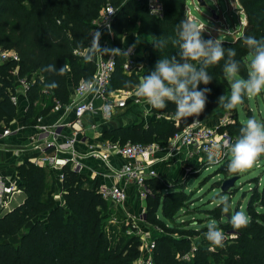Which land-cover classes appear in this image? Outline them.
Masks as SVG:
<instances>
[{
  "label": "trees",
  "instance_id": "trees-1",
  "mask_svg": "<svg viewBox=\"0 0 264 264\" xmlns=\"http://www.w3.org/2000/svg\"><path fill=\"white\" fill-rule=\"evenodd\" d=\"M146 1L0 0V47L13 51L18 58L0 65V132L9 127L17 116L18 106L11 102V96L17 97V82L28 83L23 125H34L55 105L69 104L70 82L75 87L81 80L93 77L95 63L86 60L83 52L90 40L93 21L107 4L116 8L111 26L114 47L122 48L121 35L131 30L147 38L136 40L143 52L137 58L143 66L139 74L124 73L122 64L125 55H116L108 92L134 90L133 84L151 70L159 57L176 55L179 51L176 25L185 19L186 0H160L164 10L162 18L149 13ZM237 1L246 24L233 39L220 41L225 50L229 47L236 49L235 58L241 65L240 75L246 76L250 58L242 37L248 34L258 38L264 36V0ZM202 35L215 39L207 28L203 29ZM155 39L165 40V46L153 48ZM50 64L62 68V71L48 70ZM222 64L223 58L209 65L207 70L213 79L207 85L198 84V87H207L209 92L205 106L196 119L192 116L178 119L174 106L169 103L163 109L151 108L149 113L153 117L144 125L134 123L106 127L104 137L119 144L148 145L158 142L164 146L176 131L194 120L208 124L219 118L222 105L219 96L226 97L230 90ZM52 81H56V87L48 86ZM125 81L129 83L125 84ZM159 115L166 120L156 119ZM247 115H250L249 111ZM242 125L236 119L224 125L223 131L226 130L234 141ZM230 159L224 160L218 167L223 175L234 171L227 168ZM207 164L208 161L203 160L199 165H193L192 172L184 179L174 180L166 176L148 178L145 181L148 189L146 219H155L158 212L167 218L185 205L184 202L190 199L186 187L194 177V169ZM47 169L31 162L16 168L18 187L26 197L21 204L0 216V264H138L142 255L139 237L122 231H108L112 226L110 220L117 216L112 213L111 203L101 197L99 180L90 179L68 166L63 167L58 174H62V201L59 202L46 184ZM251 194L245 210L249 222L240 227L229 223L237 234L231 240L230 248L239 258L235 261L229 258L228 264H264V212L258 211L264 210V185L261 190L255 187ZM121 225H116V228ZM154 244L151 254L153 264H208L205 259L213 256L210 250L201 247L194 252L192 262L185 261L173 249L179 245L178 242L161 236Z\"/></svg>",
  "mask_w": 264,
  "mask_h": 264
},
{
  "label": "rangeland",
  "instance_id": "rangeland-1",
  "mask_svg": "<svg viewBox=\"0 0 264 264\" xmlns=\"http://www.w3.org/2000/svg\"><path fill=\"white\" fill-rule=\"evenodd\" d=\"M202 1L204 5H200L196 0L195 2L186 0L188 13L192 16L191 18L193 20L195 19V22L209 29L211 35L219 40H231L242 32L246 24V19L237 0ZM121 37L122 39L124 37H136V40L143 38L141 34L135 30L125 32ZM143 40H147V38L144 37ZM139 73L138 71L132 74L136 75ZM138 106L143 107L141 113L136 110ZM146 107L149 108V105L145 99L141 100L139 104L129 103L128 108L123 111L121 116H118V120H116V122L107 123L105 127L120 125L122 123H140L144 125L148 119L153 117L152 114L145 112ZM21 111L22 107L19 105L18 112L21 113ZM248 111L250 112L249 116H255L258 119L264 120V90L256 95H245L242 100V106L238 103L232 109H225L221 105V116L208 123L210 125L209 127H218L220 131H223L224 125L232 123L236 121V119L244 123L247 117H249L247 115ZM156 119L166 120L163 115L157 116ZM188 152L190 157L198 155L194 160L195 163L200 164V162L204 160L203 157L193 150H189ZM230 158L231 155L229 154L228 159ZM189 165L183 166L188 168L187 172H192L189 170L191 169ZM183 166L181 167L183 168ZM185 171L186 170H184V172ZM193 175L194 177L189 180L191 184L186 187V193L190 194V199H188V201L186 200L184 202L185 205H182L172 216L164 218L158 212L155 219L151 217L146 219L145 210L143 209L137 217L124 218L117 214L116 218L110 220L112 226L108 228V231H113L115 233L122 231L126 234L137 235L140 240V249L142 251L141 259L142 261L148 259V264H153L152 257L150 258L152 252L148 254L143 251L147 245L150 244H153V250L155 240L161 236H166L179 243V245L173 247V249L176 254H181V259L185 261L192 262L191 259L194 256V252L201 247H205L213 253V256H209L205 259L208 261V264H223L226 262L228 264L230 263V261H227L229 258L234 261L237 260L239 258L238 255L230 248L232 245L231 240L235 239L237 234L230 228V224L226 221V217L235 210L245 211L253 189L257 187L258 190H261L263 187L264 153L260 154L251 166L235 170L225 175L221 173L218 166L210 164L204 165L201 168H195ZM228 179L234 180L233 185L228 188L229 190L227 189L228 191H221L219 188L221 183ZM46 184L48 188L53 190L55 199L61 202L62 199L55 183L47 179ZM221 194L226 195L228 199V212H224L218 202V197ZM122 205L124 204H118L117 206ZM115 207L114 205L111 206L113 214L116 210ZM258 211L264 212L263 209H259ZM5 212H1L0 216ZM213 218L218 221V226L224 232L223 247L213 246L204 236L207 222ZM120 223H122V225L116 228V225ZM222 250L223 252H221Z\"/></svg>",
  "mask_w": 264,
  "mask_h": 264
},
{
  "label": "clouds",
  "instance_id": "clouds-1",
  "mask_svg": "<svg viewBox=\"0 0 264 264\" xmlns=\"http://www.w3.org/2000/svg\"><path fill=\"white\" fill-rule=\"evenodd\" d=\"M204 28L195 21L181 20L176 25L177 43L179 51L176 55L159 57L151 70L147 71L138 82L133 84L137 96L144 97L152 108L163 109L171 103L174 114L178 119L192 116L196 119L203 110L209 89L198 87V84L207 85L213 79L207 68L223 58L222 71L229 81L230 92L225 97L219 96L225 109H232L240 103L245 95H256L264 90V36L244 35L243 44L247 48L250 58L246 76L240 75V61L236 57V49L222 46L217 38H205L202 35ZM99 31H95L89 45V53L86 60H92L97 53L107 54L113 59L117 54L128 57L134 45L122 49L119 47H101L99 44ZM165 40L155 39L153 48H163ZM226 51V56H225ZM196 61V63H193ZM48 70L62 71L55 65H48ZM90 82H86L88 89ZM125 81V84H128ZM49 87H56V81H52ZM103 114L109 116L113 106L111 103H103L100 106ZM231 159L227 168L239 170L251 166L257 157L264 153V120L255 116L247 117L239 128V133L234 141L229 142ZM214 162V158L209 156ZM218 202L224 212H228L229 203L226 195L221 194ZM227 222L235 227L246 225L249 216L244 210L232 211L226 217ZM205 238L213 246L223 247L224 232L218 226V221L213 218L207 222Z\"/></svg>",
  "mask_w": 264,
  "mask_h": 264
},
{
  "label": "crops",
  "instance_id": "crops-1",
  "mask_svg": "<svg viewBox=\"0 0 264 264\" xmlns=\"http://www.w3.org/2000/svg\"><path fill=\"white\" fill-rule=\"evenodd\" d=\"M96 31H99L100 33L98 42L101 47H114V39L111 29L103 28ZM92 35H90L88 46L83 52L84 57L89 53V45ZM122 42L123 44L125 42L124 45L122 44V49L128 48L129 45H134L137 56H141L143 54L142 49L139 48L136 41V37H124ZM107 58V54L101 55L97 53L93 56L91 61L97 63ZM68 77L70 81V76ZM17 83V106L20 105V107H22V111L21 113L17 112V116L9 125V134L3 135L2 132H0V187L3 183L5 185H11L15 188V190L10 194H3L2 189L0 188V213L5 211L7 212L13 207L21 204L26 197L24 191L18 187L19 178L17 176L16 168L25 162H31L34 164V161L37 158L43 154L49 153L48 150L44 149L43 139H39L38 136V126L41 125L46 126L55 132L56 141H62L71 136L75 137L74 148L76 156L74 162H77V165L80 167L79 170H76L77 172L90 179L97 178L100 183L99 187L119 185L125 189L127 199L123 203H120L124 205L117 206L118 204H111L116 206L114 214H119L124 218H131L133 216L137 217L142 209L145 210L146 198L143 199L140 197L137 185L127 183L116 177V172L126 162L125 158L120 155L110 154L108 160L104 161L97 156L90 155V151L92 149L101 152L103 150V145L111 142L103 135L107 123L116 122V120H118V116H121L123 111L128 108V102L131 101L132 104H139L140 101L143 100L136 95L135 89L125 91L117 89L108 92L110 99L114 95H119L120 97L122 96L125 98L127 97L125 107L115 109L113 115L109 118H106L101 114V112L85 113L81 117L76 118L73 110L68 108L67 105H55L47 114L39 117L34 125H23V117L27 109V100L24 88L19 82ZM69 85L71 89V99L75 87L72 86L71 82ZM94 104L97 107H100L103 104V100L95 99ZM151 108L152 107L149 105V108L146 107L145 112L149 113ZM142 109L143 107H136L137 112L141 113ZM125 124L128 123H122V125ZM205 125L210 126L209 124ZM155 143L163 146V144L158 142ZM168 146L169 142L164 145V149L162 151L156 152L154 155L147 157L149 167L157 173L155 177L166 176L174 180L186 178L189 171L187 172L188 168L183 165L190 164L189 166L193 169V165H199L194 161L198 155L190 157L188 152L190 148L184 147H178L176 152L169 151ZM74 162H70L67 166L74 170ZM181 166H183V168ZM48 169L46 178L49 179L50 182L54 181L61 196V178L58 176L60 170L51 168ZM184 170L186 171L184 172Z\"/></svg>",
  "mask_w": 264,
  "mask_h": 264
},
{
  "label": "built area",
  "instance_id": "built-area-1",
  "mask_svg": "<svg viewBox=\"0 0 264 264\" xmlns=\"http://www.w3.org/2000/svg\"><path fill=\"white\" fill-rule=\"evenodd\" d=\"M135 1L139 2V0ZM191 1L195 2V0ZM146 7L149 13L154 17H163L164 10L160 0H147ZM184 11L185 19L195 21V19L193 20L191 18L192 16L188 13V5L186 4V1L184 4ZM115 13L116 8L107 4L100 11L98 17L93 21V28L91 29L90 35L98 29H111ZM201 27L204 28L202 25ZM137 58L138 56L135 48L133 47L128 57L125 56L123 61L122 70L124 73L132 74L133 72H137L142 69V64L138 62ZM17 60L18 58L13 51L5 50L0 47V65L9 61ZM95 67L96 70L91 79L81 80L75 86L73 96L67 105L68 108L73 110L76 118L81 117L85 113L101 112V114L104 115L103 109L94 104L95 99L103 100V103H111L113 106L110 115H104L106 118L113 115L115 109H121L126 105L127 97L125 98L122 96L120 97L119 95H114L110 99L107 91L111 74L115 68V57L113 59H109L108 57L105 60H101L95 63ZM86 82H90L88 89L84 88ZM19 83L22 85L24 90L28 86V83L24 81H19ZM11 102L14 106H17V97L14 95L11 96ZM1 132L3 135H7L10 133V130L6 127ZM38 136L39 139H43L44 149L48 150L49 153L43 154L37 158L34 161L35 165L61 170L63 167L69 165L70 162H74L76 156L74 136L68 137L62 141H56L55 132L43 125L38 126ZM230 141L231 137L226 131H220L218 127H209L198 120H194L191 124L179 129L170 137L168 140V150L176 152L178 147L190 148V150H193L195 153L201 155L204 160H207L208 165H216L219 167L223 164L224 160L228 159L230 154L228 145ZM163 149L164 146H160L155 142L148 145L131 142H126L124 144L109 142L103 145V150L101 152L92 149L90 151V155L97 156L104 161L108 160L110 154L124 157L126 162L116 172V177L127 183L137 185L140 197L145 199L148 193L145 181L148 178L156 176L155 171L149 167L147 157L152 156L156 152L162 151ZM209 156L214 158V162L209 160ZM74 164V170H79L80 167L77 165L78 163L74 162ZM60 178H62V174H60ZM0 188L2 189L3 194H10L15 190V188L11 185H5L3 183ZM99 193L104 200L110 202L111 204H120L127 199L125 189L119 185L100 186ZM152 248L153 244L147 245L143 252L150 254L152 252ZM141 258L142 257H140V259ZM147 260L142 261L141 259L138 261V264H148L149 262Z\"/></svg>",
  "mask_w": 264,
  "mask_h": 264
},
{
  "label": "water",
  "instance_id": "water-1",
  "mask_svg": "<svg viewBox=\"0 0 264 264\" xmlns=\"http://www.w3.org/2000/svg\"><path fill=\"white\" fill-rule=\"evenodd\" d=\"M196 1L199 2L200 5H204V2L202 0H196ZM212 15L214 17L213 12H212ZM239 105L242 106V101L239 103ZM233 182H234L233 179H228L227 181H224V183L222 184L220 190L224 191V190L228 189L230 186L233 185ZM190 184H191V182H189L188 185H190Z\"/></svg>",
  "mask_w": 264,
  "mask_h": 264
}]
</instances>
